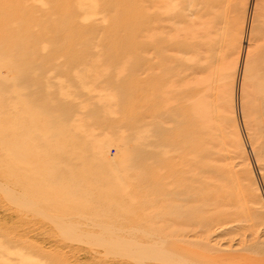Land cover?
<instances>
[{"label":"rangeland","instance_id":"rangeland-1","mask_svg":"<svg viewBox=\"0 0 264 264\" xmlns=\"http://www.w3.org/2000/svg\"><path fill=\"white\" fill-rule=\"evenodd\" d=\"M74 1L0 0V160L7 159L12 151H21V162L13 155L10 159L15 161L11 166L16 168L19 183H27L32 174L35 192L34 212L10 207L0 194V240L15 251L34 249L40 254L41 263L131 264L129 260L121 262L111 257L104 248L66 241L49 222L28 214L120 207L108 202L104 193L109 185L118 182L116 177H121L119 182L124 184V189L133 193L143 177L151 181L146 192L133 194L134 202H126L122 207L175 203H166L172 197H168L169 193L165 196L158 183L164 172L179 170L180 160L175 162L177 168L169 166L165 171L155 152L136 165L128 158L139 145H152L155 140L154 117L162 106L154 103L156 98L149 89L152 75L136 71L137 65L130 59L115 61L110 58L107 62L87 63L85 60L90 56L84 52L81 39L79 43L66 39L70 29L67 19H73L76 25H85L83 13L75 12ZM124 2L113 4L124 8ZM225 2L222 14L228 25L233 21V14L240 23L245 19L241 26L244 38L247 11L238 0ZM258 9L261 16L253 25V36L250 41L245 37L244 45L241 42V58L226 55L222 70L217 68L214 106L218 121L225 124L229 137L236 136L240 140L243 154L231 146V153H227L229 167L235 173L245 174L246 169L252 173L264 206V0L262 6L258 4ZM71 11L68 18L67 12ZM109 12L103 5L91 19L89 36L103 38L99 46H94L92 55L99 51L111 56L132 50V35L126 31L130 9L117 17V21L113 20L115 24L122 21L126 28L109 26L111 18L116 17L114 12ZM111 33H118L119 37L124 35L125 40L118 42L122 49L115 48L116 42L107 45L106 39ZM43 45L51 51L43 49ZM70 46L74 47L72 55ZM18 50H25L27 61L47 59L46 66L28 72L36 81L34 85L30 86L26 79L21 82L20 66L7 65L9 61L22 59ZM246 54L249 64L244 77ZM73 57L79 60L75 62ZM140 85L144 90L142 95ZM7 144L10 146L6 147ZM6 167L7 164L0 163V176ZM4 181L0 178L1 183ZM59 181L68 185L66 191L76 202L86 201L84 206H54L61 194L58 192L54 201L49 202L51 200L43 193H55L53 188ZM85 187L88 190L83 191ZM15 192L21 193L18 185ZM83 230L99 233L93 226H85ZM192 244L200 248L187 247L191 251L212 256L205 250V244L197 241ZM235 250L241 253L239 248ZM249 256L264 260V255ZM197 260L192 258V263L210 264L205 259L203 263Z\"/></svg>","mask_w":264,"mask_h":264},{"label":"bare ground","instance_id":"bare-ground-1","mask_svg":"<svg viewBox=\"0 0 264 264\" xmlns=\"http://www.w3.org/2000/svg\"><path fill=\"white\" fill-rule=\"evenodd\" d=\"M116 1H126L124 8L113 4ZM238 2L248 14L245 37L250 41L253 25L261 16L258 4L262 6L263 0ZM225 3V0L73 2L75 12L83 13L82 20L86 27L76 25L73 19H67L70 29L66 39L68 42L76 40L78 43L81 39L84 52L90 56L85 60L87 63L107 62L110 58L115 61L130 59L136 63V71L151 73L149 89L153 90L156 98L154 103L162 106L154 117L155 140L152 145H139L132 155L128 154V158L136 165L140 159L155 152L160 157V167L165 171L169 166L177 168L175 162L180 160L179 170L164 172L158 183L165 196L169 193L168 197H172L166 203H175L122 207L126 202H134L133 194L146 192L151 181L143 177L138 190L133 193L124 189V184L119 182L121 177H116L118 182L109 185L104 193L108 202L119 204L120 207L28 214L49 222L64 240L82 244L86 242L87 246L89 244L104 248L106 254L121 262L129 260L131 264H193L192 258L196 257V260L202 258L210 264H264L263 259L249 256L264 255V239H261L264 233V206L258 197V187L247 169L243 174L235 173L229 167L227 153H231V146L240 153V140L236 136L229 137L225 124L218 121L214 106L217 68L222 70L226 55L240 57L242 44L245 43V37L241 33L245 19L240 23L233 14V21L228 25L222 14ZM102 4L106 11L116 14V17L111 18L112 23L108 24L111 27L126 28V25L121 24L122 21L117 24L114 21L122 13H126V9H130L126 29L132 35V50L129 53L116 52L117 55L110 56L97 51L92 55L94 46H99L103 41L101 37L96 36V39L89 36L91 19L101 10ZM71 13L72 11L67 12L68 18ZM45 33L47 35V31ZM123 36L120 38L118 33H111L106 39L107 45L116 42L115 48L122 49L118 42L125 40ZM42 48L51 51L44 45ZM68 49L72 55L74 47L70 46ZM25 53L23 50L20 52L21 60L9 61L7 65L20 66L21 82L26 79L31 86L36 81H33V76L28 72L44 67L48 62L43 57L35 62L27 61L24 59ZM246 57L244 77L249 64L248 54ZM78 60L73 57V61ZM140 90L142 95V85ZM143 100L142 98V102ZM145 133L148 134L146 129ZM13 155L21 162L19 150L10 152L7 159L0 160V163L7 164L0 176L5 180L4 183L0 182V194L10 207L34 212L32 174L27 183H19L16 168L11 166L15 161L10 159ZM17 185L20 187V195L15 192ZM55 185V193H43L47 200H51L49 202L54 201L57 192L61 193L54 206H84L86 201L76 202L66 191L68 185L64 182L59 181ZM85 190L88 189L85 187L83 191ZM79 203L82 205H78ZM85 226L96 227L99 233L84 231ZM196 241L205 244V250L212 256L206 257L207 255L187 248L199 249L197 244H192ZM236 248H239L240 254L236 253ZM39 255L34 249L27 252L15 251L0 240V264H48L41 263ZM199 259L197 261L203 263Z\"/></svg>","mask_w":264,"mask_h":264}]
</instances>
